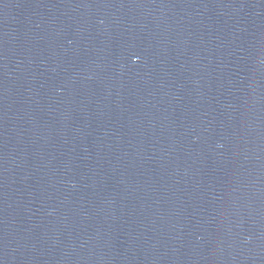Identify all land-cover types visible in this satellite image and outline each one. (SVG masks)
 Here are the masks:
<instances>
[{
    "label": "water",
    "instance_id": "95a60500",
    "mask_svg": "<svg viewBox=\"0 0 264 264\" xmlns=\"http://www.w3.org/2000/svg\"><path fill=\"white\" fill-rule=\"evenodd\" d=\"M0 264H264V0H0Z\"/></svg>",
    "mask_w": 264,
    "mask_h": 264
}]
</instances>
